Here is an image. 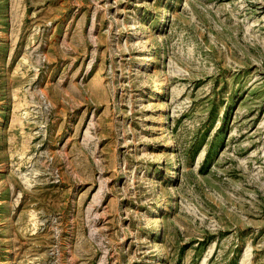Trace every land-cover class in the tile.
I'll return each mask as SVG.
<instances>
[{
	"label": "rangeland",
	"instance_id": "rangeland-1",
	"mask_svg": "<svg viewBox=\"0 0 264 264\" xmlns=\"http://www.w3.org/2000/svg\"><path fill=\"white\" fill-rule=\"evenodd\" d=\"M0 264H264V0H0Z\"/></svg>",
	"mask_w": 264,
	"mask_h": 264
},
{
	"label": "bare ground",
	"instance_id": "bare-ground-1",
	"mask_svg": "<svg viewBox=\"0 0 264 264\" xmlns=\"http://www.w3.org/2000/svg\"><path fill=\"white\" fill-rule=\"evenodd\" d=\"M151 61V58H150V56L149 55H147L146 57H145V62H144V64L146 65V64H148L149 62ZM164 93V90H163V88L162 87H160V86H157V84H155V86L153 87V89H152V94H154V95H162ZM167 107V105L165 104V103H163V104H161V107L159 108V110L160 111H166V108ZM166 120H167V117H166V115L163 113L160 117H159V124L160 125H163L165 122H166ZM164 146L165 147H170V146H173V141H172V138H170V137H168V139H167V143L166 144H164ZM171 177V176H170Z\"/></svg>",
	"mask_w": 264,
	"mask_h": 264
}]
</instances>
